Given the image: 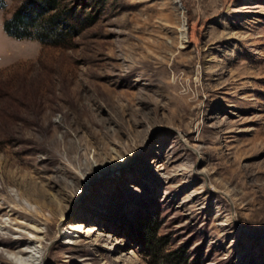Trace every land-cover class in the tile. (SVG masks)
<instances>
[{"label":"rangeland","instance_id":"374dc122","mask_svg":"<svg viewBox=\"0 0 264 264\" xmlns=\"http://www.w3.org/2000/svg\"><path fill=\"white\" fill-rule=\"evenodd\" d=\"M0 264H264V0H55L4 29ZM13 209V210H12ZM75 240V241H74Z\"/></svg>","mask_w":264,"mask_h":264},{"label":"trees","instance_id":"16d2710c","mask_svg":"<svg viewBox=\"0 0 264 264\" xmlns=\"http://www.w3.org/2000/svg\"><path fill=\"white\" fill-rule=\"evenodd\" d=\"M55 0H25L13 16L4 23L5 31L16 38L35 37L39 40L56 41L65 34L66 26L76 27L79 23L78 14L71 13L57 20L56 13L49 18H42L46 12L55 8ZM169 264H187L185 261Z\"/></svg>","mask_w":264,"mask_h":264},{"label":"bare ground","instance_id":"6f19581e","mask_svg":"<svg viewBox=\"0 0 264 264\" xmlns=\"http://www.w3.org/2000/svg\"><path fill=\"white\" fill-rule=\"evenodd\" d=\"M13 210V209H12ZM75 241V240H74ZM39 244H41L39 242ZM39 244H35L34 238H30L26 240L25 248L28 249V257L30 258V263H24L23 262V257L21 254L15 255V260L20 263V264H41L43 261V256L42 254L39 253ZM17 264V263H14Z\"/></svg>","mask_w":264,"mask_h":264}]
</instances>
